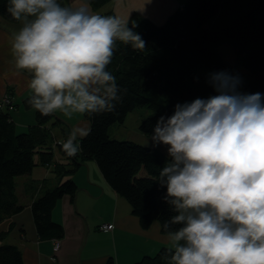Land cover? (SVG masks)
<instances>
[{
  "label": "clouds",
  "instance_id": "1",
  "mask_svg": "<svg viewBox=\"0 0 264 264\" xmlns=\"http://www.w3.org/2000/svg\"><path fill=\"white\" fill-rule=\"evenodd\" d=\"M21 23L11 37L16 75L29 73L27 103L42 116L113 112L122 100L107 70L117 42L143 50L128 19L93 13L89 0H8ZM216 93L176 104L161 116L153 146H167L158 183L174 213L162 228L167 264H264V97L238 91L241 79L212 73ZM89 130L75 128L61 144L67 157L82 149ZM179 225L178 228L173 226Z\"/></svg>",
  "mask_w": 264,
  "mask_h": 264
},
{
  "label": "trees",
  "instance_id": "2",
  "mask_svg": "<svg viewBox=\"0 0 264 264\" xmlns=\"http://www.w3.org/2000/svg\"><path fill=\"white\" fill-rule=\"evenodd\" d=\"M59 2L69 6V0ZM89 2L91 9L98 10L111 0ZM7 6L8 0H0V16L8 23L18 22L7 13ZM101 15L114 16L111 11ZM137 20L133 30L145 41V48L137 50L117 42L107 68L122 90V100L113 112L83 115L90 122L89 134L76 140L82 150L75 157H67L58 147L64 160H54V139L48 125H61L55 114L42 116L33 109L35 123L17 131L9 114L14 105L9 92L5 93L11 102L0 104V222L24 208L15 193V180L30 175L36 165L48 166L57 183L43 186L39 197L31 201L30 212L39 239L62 238L63 227L52 220L51 212L60 198H75L78 187L70 177L89 159L95 161L115 193L128 202L142 229L156 221L166 234L162 224L174 213L164 200L166 188L160 186L158 178L168 156L154 147L115 140L109 128L123 124L129 112L143 108L149 113L140 119L138 129L152 135L157 120L171 116L176 104L215 95L208 79L220 71L240 77L241 93L258 92L264 97V0H187L162 24L147 18ZM132 25L128 23L129 28ZM221 44L233 50V66L238 70L224 61ZM31 95L22 100L26 108H31L27 103ZM8 227L0 230V241L8 234L11 226ZM167 248L160 247L155 255H145L129 264H167ZM0 264H23L20 249L1 243ZM104 264L115 263L108 258Z\"/></svg>",
  "mask_w": 264,
  "mask_h": 264
},
{
  "label": "crops",
  "instance_id": "3",
  "mask_svg": "<svg viewBox=\"0 0 264 264\" xmlns=\"http://www.w3.org/2000/svg\"><path fill=\"white\" fill-rule=\"evenodd\" d=\"M149 1L152 3L147 0H111L100 9L91 11L100 15L111 11L114 16L129 22L135 18H147L161 24L184 3V0ZM73 2L69 0V6ZM150 10L154 13L150 14ZM21 26L19 21L11 24L0 16V98L9 92L14 105L9 114L15 125L20 123L24 126L34 124L35 118L31 109L22 111V100L31 93V75L26 72L15 74L17 70L11 52V37ZM61 114V118L58 117L61 125H48L55 141L66 139L81 124V117L71 123ZM23 126H20L22 131ZM59 154L57 152L55 158L53 148L54 160L61 158ZM32 169L30 175L19 176L15 180V193L24 208L0 222V230L11 226L0 244L16 245L21 251L23 264H104L108 258H113L115 264H129L145 255H155L160 247H169L166 234L160 231L158 222L142 229L128 202L115 193L101 173L97 180H93L89 171H85L75 172L72 176L81 191L78 189L73 200L67 195L57 200L51 212L52 220L63 227V237L58 239L59 248L54 251V239L41 240L36 235L30 205L33 199L39 197L44 185H52L57 180L51 167L36 165ZM41 181L44 183L41 184ZM110 223L112 228L109 231L98 230L99 225Z\"/></svg>",
  "mask_w": 264,
  "mask_h": 264
},
{
  "label": "rangeland",
  "instance_id": "4",
  "mask_svg": "<svg viewBox=\"0 0 264 264\" xmlns=\"http://www.w3.org/2000/svg\"><path fill=\"white\" fill-rule=\"evenodd\" d=\"M147 1L149 3H152V1H149V0H147ZM185 1H187V0H184V2ZM149 12H150V14L154 13L153 10H150ZM137 21L138 20L135 18V19L131 20L129 23L133 24V23H136ZM165 21L166 20H164L162 23H164ZM219 50L221 52V55H222L224 61H227L230 65L232 64V66H233V64H234L233 50L227 44H221L219 46ZM233 69H234V71L238 70L237 67L235 68V66H233ZM30 109L31 108H28V107L26 108L22 103V111H27ZM31 110L33 111V109H31ZM148 113L149 112L143 108H139V109H136L132 112H129L128 115L125 117L123 124L117 123V124L112 125L109 128L108 132H109L111 138H113L115 140H118V139L119 140H127V141L130 140V141L136 142L138 144H142V145L150 147V148L154 147L152 142H151V135H147L144 132L139 131V129H138L139 123L141 121L140 119L142 117L148 115ZM54 114L56 117L61 118V116L59 115V114H61V112H59V114L57 112ZM61 115L63 116V113ZM63 117H64V119L66 118L67 120H69L71 123H72V121H77L75 119L81 117V121H80L81 124H79L77 127L78 128H84V129L88 130V128L90 126V122H88V120L83 118V115H74L71 119H69L65 116H63ZM34 118H35V115H34L33 119ZM25 121H27V120H25ZM16 125L18 126L17 131L21 132L22 130H20V126H23V125H21L20 123H16ZM28 126L29 125L27 124L21 128H23V131H24L28 128ZM56 126H58V125H52L51 124V127H56ZM54 136H56V135L54 134ZM79 138H82V137H80L79 133H77V139H79ZM53 139H55V137H53ZM53 148H54V157L57 158V152L60 153V151L58 150V148H55V147H53ZM154 148L159 150L162 154L164 153L165 155H167V146L157 145ZM59 155L61 157V154H59ZM55 161L61 163V162H63V157H61L60 159H55ZM85 171H89L90 177L93 180H97L98 177L100 176V173H101L99 171V167H97L95 161L89 160V159L85 160L75 172L81 173V172H85ZM72 176L70 177L71 179H73ZM85 179H87V178H85ZM74 182H76V181H74ZM76 184H77V182H76ZM77 187L80 190V186L78 185Z\"/></svg>",
  "mask_w": 264,
  "mask_h": 264
},
{
  "label": "built area",
  "instance_id": "5",
  "mask_svg": "<svg viewBox=\"0 0 264 264\" xmlns=\"http://www.w3.org/2000/svg\"><path fill=\"white\" fill-rule=\"evenodd\" d=\"M10 100H9V98L4 94L1 98H0V104L2 105V106H4V105H6L7 103L8 104H10ZM11 107V106H10ZM9 107V108H10ZM68 138H66V139H62V141H58V140H56V141H54V143H53V146L54 147H61V144H62V142L63 141H65V140H67ZM99 228L102 230V231H109L111 228H112V224L110 223V224H101L100 226H99ZM53 247H54V251L55 250H57L59 247H58V241H56L55 240V242H54V245H53Z\"/></svg>",
  "mask_w": 264,
  "mask_h": 264
},
{
  "label": "bare ground",
  "instance_id": "6",
  "mask_svg": "<svg viewBox=\"0 0 264 264\" xmlns=\"http://www.w3.org/2000/svg\"><path fill=\"white\" fill-rule=\"evenodd\" d=\"M68 137H69V136H68ZM68 137H67V138H68ZM99 226H100V225H99ZM99 229H100V228L98 227V230H99ZM100 230H101V229H100ZM55 240L58 241V246H59V240H58V239H54V242H55ZM53 249H54V248H53ZM57 250H58V249H57ZM55 251H56V250H55Z\"/></svg>",
  "mask_w": 264,
  "mask_h": 264
}]
</instances>
